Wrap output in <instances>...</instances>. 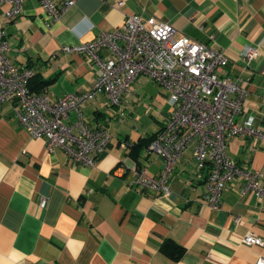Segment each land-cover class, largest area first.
<instances>
[{
	"label": "crops",
	"instance_id": "1",
	"mask_svg": "<svg viewBox=\"0 0 264 264\" xmlns=\"http://www.w3.org/2000/svg\"><path fill=\"white\" fill-rule=\"evenodd\" d=\"M6 7H0V27L10 43L8 57L34 68L33 91L53 98L88 89L95 70L82 54L61 47L115 30L127 15H154L176 36L223 51L225 72L240 77L247 90L246 112L255 124L264 122V0H76L57 21L48 19L39 0H24L9 23L2 16ZM246 45L259 47L249 64L242 57ZM132 87L121 106L98 95L82 108L89 125L105 126L112 135L93 166L71 161L58 147L48 152L44 139L21 125L13 99L0 106V264H257L264 257V243L243 242L248 232L264 239V198L252 191L241 195L243 182L236 179L223 191L220 208L211 209L206 172L190 148L170 173V197L133 183L138 168L159 175L163 158L147 147L133 157L122 142L133 145L157 133L171 106L165 89L148 76H138ZM76 118L70 111V122ZM227 152L236 163L264 172L257 140L234 136ZM167 239L185 248L179 259L161 251Z\"/></svg>",
	"mask_w": 264,
	"mask_h": 264
},
{
	"label": "built area",
	"instance_id": "2",
	"mask_svg": "<svg viewBox=\"0 0 264 264\" xmlns=\"http://www.w3.org/2000/svg\"><path fill=\"white\" fill-rule=\"evenodd\" d=\"M23 1L0 0V7L7 5L2 12L5 22L21 14ZM39 1L52 21L76 2ZM112 3L120 5L123 0ZM46 26L51 28L52 23ZM103 49L108 52L103 54ZM9 50L6 32L0 27V106L13 99L21 125L32 137L43 138L48 152L58 147L75 163L95 165L112 135L105 126L89 125L83 106L98 95L106 96L112 106H121L133 93L135 79L145 75L165 89L171 111L147 146L163 158L161 172L152 176L144 167L135 169L133 183L170 197V173L190 148L197 168L206 172L205 201L211 209L220 208L223 191L236 179L243 182L241 195L252 191L264 198V172L236 163L227 152L228 140L239 135L257 140L264 150V122L255 124V116L246 112L247 90L240 77L225 72L229 58L223 51L185 34L176 36L170 23L154 15L130 14L115 30L61 47L63 52L82 54L95 70V78L84 91L51 98L47 92L29 87L34 68L15 65ZM258 55V45H246L242 50L247 64ZM70 111L77 114L74 122L69 120ZM122 145L132 144L125 141ZM46 201L42 197L40 205L45 206ZM243 242L263 244L264 239L248 232ZM256 263L264 264V257L259 256Z\"/></svg>",
	"mask_w": 264,
	"mask_h": 264
},
{
	"label": "trees",
	"instance_id": "3",
	"mask_svg": "<svg viewBox=\"0 0 264 264\" xmlns=\"http://www.w3.org/2000/svg\"><path fill=\"white\" fill-rule=\"evenodd\" d=\"M155 135L156 133L141 137L136 143L131 145V154L133 155V157H135V154L138 153L140 147H147L149 142L153 139ZM161 251L166 255L170 256L172 259L177 260L184 254L185 248L180 244L167 239L162 244Z\"/></svg>",
	"mask_w": 264,
	"mask_h": 264
}]
</instances>
